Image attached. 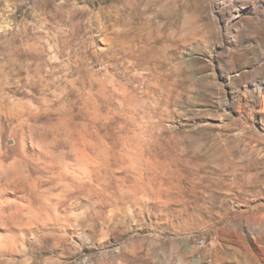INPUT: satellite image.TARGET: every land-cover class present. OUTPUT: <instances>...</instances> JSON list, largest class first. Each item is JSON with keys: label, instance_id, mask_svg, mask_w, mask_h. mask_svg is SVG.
I'll list each match as a JSON object with an SVG mask.
<instances>
[{"label": "rangeland", "instance_id": "1", "mask_svg": "<svg viewBox=\"0 0 264 264\" xmlns=\"http://www.w3.org/2000/svg\"><path fill=\"white\" fill-rule=\"evenodd\" d=\"M0 129V264H264V0H0Z\"/></svg>", "mask_w": 264, "mask_h": 264}, {"label": "bare ground", "instance_id": "2", "mask_svg": "<svg viewBox=\"0 0 264 264\" xmlns=\"http://www.w3.org/2000/svg\"><path fill=\"white\" fill-rule=\"evenodd\" d=\"M131 63L134 65L135 63L131 61ZM130 64V62H129ZM132 65V66H133ZM135 66V65H134ZM116 87L118 88V90H120V92L123 95H128L129 93V88L125 85L122 84V82L120 83H116ZM133 93V92H132ZM0 135H1V129H0ZM1 139V136H0ZM6 159H8L7 155L2 151V149L0 148V165H3L6 161ZM19 159H15L14 164H18L19 163ZM13 165V164H12ZM17 166V165H16ZM20 166V165H19ZM11 167V166H10ZM10 167H7V169H5L4 171L0 172V192L5 193L6 191H9V189L13 192L12 195H14L16 202H18V197H19V183L21 182L22 176L19 172H11L10 171ZM13 167V166H12ZM15 167V165H14ZM16 171H18L17 169H15ZM9 202V201H8ZM7 202V203H8ZM4 203V202H3ZM6 203V202H5ZM6 206V205H5ZM4 208V207H3ZM2 211V210H1ZM17 212V210H16ZM1 213V212H0ZM19 213V211L17 212ZM13 215V214H12ZM17 215V214H16ZM15 219V217H14ZM18 220V219H17ZM16 220V221H17ZM1 221V220H0ZM16 223V222H14ZM18 223V222H17ZM19 224V223H18ZM17 224V225H18ZM19 226V225H18ZM14 237V236H13Z\"/></svg>", "mask_w": 264, "mask_h": 264}]
</instances>
